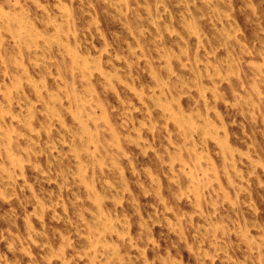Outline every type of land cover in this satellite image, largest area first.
<instances>
[{"label": "rangeland", "instance_id": "1", "mask_svg": "<svg viewBox=\"0 0 264 264\" xmlns=\"http://www.w3.org/2000/svg\"><path fill=\"white\" fill-rule=\"evenodd\" d=\"M0 264H264V0H0Z\"/></svg>", "mask_w": 264, "mask_h": 264}]
</instances>
